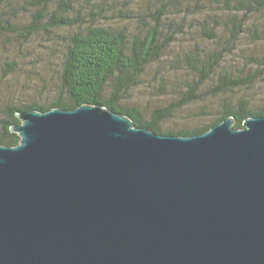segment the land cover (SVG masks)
<instances>
[{
    "label": "water",
    "instance_id": "obj_1",
    "mask_svg": "<svg viewBox=\"0 0 264 264\" xmlns=\"http://www.w3.org/2000/svg\"><path fill=\"white\" fill-rule=\"evenodd\" d=\"M17 118L0 264H264V116L187 137L98 105Z\"/></svg>",
    "mask_w": 264,
    "mask_h": 264
},
{
    "label": "trees",
    "instance_id": "obj_2",
    "mask_svg": "<svg viewBox=\"0 0 264 264\" xmlns=\"http://www.w3.org/2000/svg\"><path fill=\"white\" fill-rule=\"evenodd\" d=\"M19 10H33L27 25L15 23ZM41 32L56 34L63 44L56 96L44 104L3 107L0 146L19 144L11 128L20 123L19 112L32 110L98 105L127 116L135 127L185 137L229 117L233 129H241L247 118L264 116V105L254 108L246 97L264 79V58L239 55L226 63L243 46L264 41V0H0V36ZM16 67L8 61L3 72ZM151 70L156 86L148 80ZM171 73L181 76L174 100L148 110L129 104L138 86L175 88L168 84ZM193 105L207 117L201 125L164 129L175 113Z\"/></svg>",
    "mask_w": 264,
    "mask_h": 264
},
{
    "label": "rangeland",
    "instance_id": "obj_3",
    "mask_svg": "<svg viewBox=\"0 0 264 264\" xmlns=\"http://www.w3.org/2000/svg\"><path fill=\"white\" fill-rule=\"evenodd\" d=\"M32 11H17L15 23L18 26L27 25L31 21ZM251 45L244 40L242 45ZM239 50V49H238ZM233 52L227 57L226 63L232 64L236 58L254 54L257 58H264V41H257L249 47L243 46L242 51ZM63 52L61 38L56 34L41 32L35 36L25 38L13 33L0 36V112L5 106H23L32 103L44 104L52 101L55 96L56 72L60 66ZM240 55V57H238ZM14 60L17 70L12 73H4V64ZM149 72L148 80L152 86H156V76ZM168 80L170 86L175 88L159 91L158 88L149 89L145 85L138 86L130 96V103L148 110L158 105H166L179 95L176 79L180 74L171 73ZM174 77V78H173ZM246 97L252 99L254 108L264 105V79L257 83ZM128 105V104H127ZM200 105H193L175 113L172 120L164 124V129L194 128L201 125L207 117L199 116Z\"/></svg>",
    "mask_w": 264,
    "mask_h": 264
}]
</instances>
